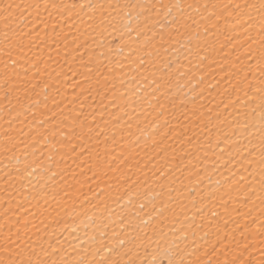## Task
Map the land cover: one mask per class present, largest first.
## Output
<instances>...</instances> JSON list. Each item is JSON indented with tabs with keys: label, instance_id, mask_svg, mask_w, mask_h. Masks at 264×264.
I'll return each instance as SVG.
<instances>
[{
	"label": "snow or ice",
	"instance_id": "obj_1",
	"mask_svg": "<svg viewBox=\"0 0 264 264\" xmlns=\"http://www.w3.org/2000/svg\"><path fill=\"white\" fill-rule=\"evenodd\" d=\"M0 264H264V0H0Z\"/></svg>",
	"mask_w": 264,
	"mask_h": 264
}]
</instances>
